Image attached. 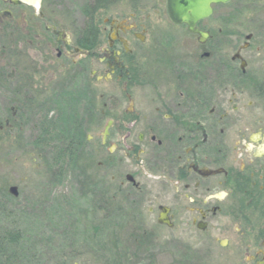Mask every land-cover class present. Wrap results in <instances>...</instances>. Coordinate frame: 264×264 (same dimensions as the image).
Listing matches in <instances>:
<instances>
[{
    "label": "flooded vegetation",
    "instance_id": "af4514ba",
    "mask_svg": "<svg viewBox=\"0 0 264 264\" xmlns=\"http://www.w3.org/2000/svg\"><path fill=\"white\" fill-rule=\"evenodd\" d=\"M232 1L211 5L195 25L202 35L174 23L167 0H156L157 15L135 9L105 18L92 35L65 32L60 41L39 17L54 38L53 58L42 56L41 32L29 42L41 52L42 107L56 98L52 108L64 100L73 114L89 115L90 62L104 67L96 78L113 85L100 95L94 150L118 192L147 188L163 198L156 222L165 213L169 225L158 224L171 229L178 219L195 246L218 248L219 264H264V0H244L242 16L217 12ZM91 36L99 38L92 48L79 45ZM68 146L74 152L72 140Z\"/></svg>",
    "mask_w": 264,
    "mask_h": 264
},
{
    "label": "rangeland",
    "instance_id": "374dc122",
    "mask_svg": "<svg viewBox=\"0 0 264 264\" xmlns=\"http://www.w3.org/2000/svg\"><path fill=\"white\" fill-rule=\"evenodd\" d=\"M243 2L233 0L217 12L231 9L242 16ZM93 3L43 0L39 13L56 30L79 34L87 32ZM161 6L156 0H107L98 11V27L107 17H128L135 9L142 16L157 15ZM4 11L10 18L0 19V264H219L218 248L210 252L206 245L195 246L178 219L171 229L156 222L163 198H153L147 188L120 193L110 174L103 176L94 149L102 127L100 95L113 85L97 80L104 67L96 59L90 62L96 72L90 78L89 115L73 114L72 103L64 100L52 108L56 98L42 107L36 93L43 78L36 74L41 52L29 41L41 32L42 56L53 58L54 38L33 7L0 2ZM69 75L67 70L58 79ZM67 140L75 143L73 159L58 156ZM11 186L17 196L9 193ZM12 232L18 241L10 245L4 236Z\"/></svg>",
    "mask_w": 264,
    "mask_h": 264
},
{
    "label": "water",
    "instance_id": "95a60500",
    "mask_svg": "<svg viewBox=\"0 0 264 264\" xmlns=\"http://www.w3.org/2000/svg\"><path fill=\"white\" fill-rule=\"evenodd\" d=\"M3 3L11 5L25 4L35 9V17H43L42 13H39L42 0H0ZM230 0H167L166 8L169 18L176 24L185 23L189 32L199 33L195 25L201 19L209 17L212 13L211 5L214 3H227ZM48 29L57 36V41L62 40L65 36L64 31H58L54 26H48ZM202 35V34H201ZM203 38L205 36H202ZM9 193L13 196H17V189L15 186H11L8 189ZM160 224H168L169 222L165 217V213L160 214L158 219Z\"/></svg>",
    "mask_w": 264,
    "mask_h": 264
},
{
    "label": "trees",
    "instance_id": "16d2710c",
    "mask_svg": "<svg viewBox=\"0 0 264 264\" xmlns=\"http://www.w3.org/2000/svg\"><path fill=\"white\" fill-rule=\"evenodd\" d=\"M42 2H43V0H42ZM106 3H107V0H94L93 5L90 7V22L88 24V27L85 28L84 30L87 32H90L91 35L95 32L100 31V29L98 27V25L100 24V20H99L100 14L98 11L101 8H105ZM98 40H99V38L94 37V36H91L89 39H86V38L77 39V41L81 42V44H79V45L81 47H85V48L87 46H86V44H83V43L90 42V47L92 48L94 42H97ZM51 124H48V125L50 126ZM42 132L46 134V132L44 130H42ZM66 138L67 137H65L64 140H66ZM69 143H70V141L67 140L65 147L60 146L61 148H59V150H58V156H60L61 154H65V153L67 156H70L72 153H73V156H75L76 152L75 151L71 152V148H69V146H68ZM74 146H75V143H74ZM4 237H5V240L7 241V243H9L10 245L17 243V241H18V233H15V232L8 233Z\"/></svg>",
    "mask_w": 264,
    "mask_h": 264
}]
</instances>
